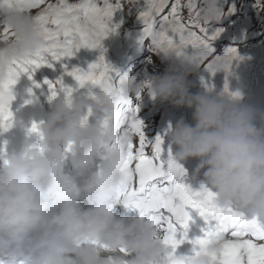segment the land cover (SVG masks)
Masks as SVG:
<instances>
[{"label":"clouds","instance_id":"obj_1","mask_svg":"<svg viewBox=\"0 0 264 264\" xmlns=\"http://www.w3.org/2000/svg\"><path fill=\"white\" fill-rule=\"evenodd\" d=\"M204 9V22L217 19V0H204ZM0 23L10 31L8 37H0V78H4L15 61L35 52L44 39L28 10L0 3ZM164 53L172 61L169 70L149 77L147 83L124 75L108 93L56 103L39 125L43 139L39 136L34 145L3 160V264H169L171 259L185 258L188 264H212L204 252L173 253L164 243L163 231L147 214L114 212L124 181L121 166L128 139L121 136L124 113L114 108V102L146 87L161 100L193 110L194 124L180 118L168 130L176 146L172 159L179 163L197 158L193 175L203 170L215 190L216 204L264 222V109L242 103V91L208 88L191 93L186 77L202 62L196 58L199 51ZM89 111L106 114L107 126L101 118L90 122ZM69 142L72 149L66 152ZM66 161L71 171L65 170ZM226 239L222 232H214L208 250H220Z\"/></svg>","mask_w":264,"mask_h":264},{"label":"snow or ice","instance_id":"obj_2","mask_svg":"<svg viewBox=\"0 0 264 264\" xmlns=\"http://www.w3.org/2000/svg\"><path fill=\"white\" fill-rule=\"evenodd\" d=\"M0 3L15 6L21 10L36 9L35 20L40 28L44 43L35 52L21 60L15 61L4 78H0V127H9L12 117L9 109L11 86L22 73L35 71L41 64H49L63 57H70L81 47H101V41L109 31L114 30L113 14L115 6L107 3L100 7L97 0H80L79 3H69V0H0ZM169 0H145V7L139 12V18L144 25L140 36L141 42H146L152 51H174L177 55L199 51L197 59L207 61L210 70L217 67H227L228 62L238 56L236 48H230L224 57L214 55L209 42L215 39L223 29L209 33L203 26L204 7L198 6L196 0H187L181 4L175 0L168 14L162 15ZM189 10V24L181 18L180 10ZM234 6L228 8V13L234 11ZM225 15L220 9L217 19ZM198 28L199 32L193 31ZM10 35L7 27H3L2 37ZM211 57V59H209ZM80 86L87 82L100 85L103 92L108 93L124 76L111 74V69L101 55L97 62L89 66L88 71L72 69L69 73ZM53 89L55 96L56 83L45 81ZM72 89L67 90L70 97ZM94 95V93H90ZM140 93H136L137 101ZM114 108L123 112L121 121V136H126L127 154L122 162L121 171L124 181L117 192L116 203L131 205L139 209L141 215L149 218L163 231L164 243L175 253L186 240L191 243L190 254L199 255L204 252L210 256L212 264H264V222L258 218H249L244 213L232 207H221L215 203V193L201 186L193 190L183 182L185 175L182 166L169 157L164 159L163 138L159 135L149 140L143 131V121L139 119V103L133 105L130 97H121L114 102ZM89 115L91 112L89 111ZM88 117L86 116L85 119ZM109 117H101L102 124L107 126ZM31 132L37 133L41 139L43 134L39 124L33 122ZM135 138V139H134ZM151 147V154L146 149ZM72 142L65 151L70 152ZM198 209L203 218L202 235L189 240L188 226L192 219L186 208ZM216 231L222 232L226 241L220 250L209 251L207 245L210 237ZM0 264H3L0 261ZM169 264H188V259H171Z\"/></svg>","mask_w":264,"mask_h":264},{"label":"rangeland","instance_id":"obj_3","mask_svg":"<svg viewBox=\"0 0 264 264\" xmlns=\"http://www.w3.org/2000/svg\"><path fill=\"white\" fill-rule=\"evenodd\" d=\"M173 2L175 0H169L162 15L170 12ZM180 2L183 5L186 4L187 0H180ZM196 3L198 6L204 7V0H196ZM230 6H234L235 10L228 13ZM217 7L223 10L225 15L210 22L201 21L203 26L208 27L209 33L215 32L218 28L223 29L215 39L211 40L215 49L221 50L218 42L226 43L224 45L226 47L222 50L227 51L234 47L238 50V55H243L255 53L259 41L264 46V0H217ZM180 14L183 22L189 24L187 7H182ZM192 30L199 32L198 28ZM157 51H153L152 59H157Z\"/></svg>","mask_w":264,"mask_h":264},{"label":"bare ground","instance_id":"obj_4","mask_svg":"<svg viewBox=\"0 0 264 264\" xmlns=\"http://www.w3.org/2000/svg\"><path fill=\"white\" fill-rule=\"evenodd\" d=\"M97 3L100 6L101 0H97ZM108 3L114 6L119 3L120 6L116 10L122 11L125 15L122 36L135 33L142 25V20L138 14L145 7V0H108Z\"/></svg>","mask_w":264,"mask_h":264}]
</instances>
